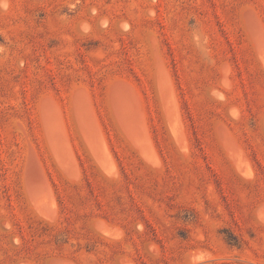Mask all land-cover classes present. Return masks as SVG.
<instances>
[{"label": "rangeland", "instance_id": "374dc122", "mask_svg": "<svg viewBox=\"0 0 264 264\" xmlns=\"http://www.w3.org/2000/svg\"><path fill=\"white\" fill-rule=\"evenodd\" d=\"M261 206L264 0H0V264H264Z\"/></svg>", "mask_w": 264, "mask_h": 264}, {"label": "clouds", "instance_id": "9594fccd", "mask_svg": "<svg viewBox=\"0 0 264 264\" xmlns=\"http://www.w3.org/2000/svg\"><path fill=\"white\" fill-rule=\"evenodd\" d=\"M256 219L260 224H264V206L256 210ZM210 256L206 251L194 250L189 256V264H209Z\"/></svg>", "mask_w": 264, "mask_h": 264}, {"label": "bare ground", "instance_id": "6f19581e", "mask_svg": "<svg viewBox=\"0 0 264 264\" xmlns=\"http://www.w3.org/2000/svg\"><path fill=\"white\" fill-rule=\"evenodd\" d=\"M153 160V159H152ZM73 170V169H72ZM73 176V175H72ZM107 234V233H106ZM114 236V235H113Z\"/></svg>", "mask_w": 264, "mask_h": 264}]
</instances>
